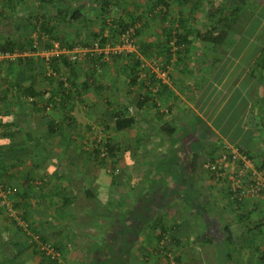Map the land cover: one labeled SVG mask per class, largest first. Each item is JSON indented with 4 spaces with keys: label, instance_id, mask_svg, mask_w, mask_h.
Wrapping results in <instances>:
<instances>
[{
    "label": "crops",
    "instance_id": "obj_1",
    "mask_svg": "<svg viewBox=\"0 0 264 264\" xmlns=\"http://www.w3.org/2000/svg\"><path fill=\"white\" fill-rule=\"evenodd\" d=\"M222 47L232 50L228 67L225 59L212 66L209 47L194 41L190 48L188 56L195 53L198 61L194 60V64L199 67L195 73L191 70L188 73L189 81H193L189 82L185 94H200L202 90V95H209L211 99L204 111L188 100L179 105V111H187V129H190L180 124L168 129L175 131L168 155L176 160L177 146L183 144L180 148V153L184 151L183 162L173 161L170 166L167 162L169 167L156 171L147 167L144 197L140 200L136 198L141 192L130 193L138 185H101L99 177L96 181L88 180L87 184H82V180L79 182L82 185L55 183L41 190L43 180L46 182V177L52 175L45 169L46 158H50L47 162L62 163L67 152L59 144L66 142L64 137L71 140V131L65 130L70 124L64 120L62 111H57L62 115L60 120L52 118L58 126L54 133L49 129L48 114H42L52 110L53 101L60 102L63 109L65 100L59 95L61 88L27 85L28 77L22 80L25 72H20L19 79L10 81V86L0 88V160L8 172L2 176L10 186L18 185L14 200L30 227L27 232L14 219L11 223L0 218V264H169L162 257L165 251L174 257V264H264V198L246 196L243 200H234L228 183H218L206 175L199 163L200 159L206 162L216 157V152L221 150L219 145L231 143L254 169L264 167V83L260 82L257 71L250 70L264 63V0L251 1ZM218 55L217 51V57H223ZM88 63H93L89 71H94L98 61L91 59ZM223 64L226 69L219 71V65L221 68ZM89 71L86 77L90 76L89 84H92L94 78ZM80 75L84 72L72 76L75 79ZM15 82L21 84V92ZM114 82L110 79L107 86L115 87ZM85 83L77 82L69 92L74 104L87 103L93 110L100 90L90 92ZM27 90L29 95H22ZM177 94L175 88L165 85L159 97L166 100L165 97ZM87 95L91 96L90 101L86 100ZM76 121L70 126H80ZM149 123L144 124L145 132ZM153 139L145 134L144 150ZM55 144H58L54 147L57 154H66L59 160L47 155ZM147 157L151 158L149 154ZM55 169L59 177V171L63 170ZM33 180L34 187L27 191V182ZM70 187L79 189L84 197H76L77 193L69 196L68 192L74 191L68 190ZM89 187L94 189L92 197L85 193ZM169 189H173L172 200L164 194ZM58 190L62 192L59 194ZM99 194L106 198L100 199ZM138 202H142L139 208H144L139 215L134 213ZM46 246L48 250L44 249Z\"/></svg>",
    "mask_w": 264,
    "mask_h": 264
},
{
    "label": "rangeland",
    "instance_id": "obj_2",
    "mask_svg": "<svg viewBox=\"0 0 264 264\" xmlns=\"http://www.w3.org/2000/svg\"><path fill=\"white\" fill-rule=\"evenodd\" d=\"M70 2L69 0V2L55 3L42 7L40 0L19 1L12 17L15 20L14 26H19L22 32L25 31V37H23L24 34L22 33H16L14 39L19 41L20 46L24 42H27V40L32 41L33 49L28 48L24 52H21L18 50L19 46L17 45V51L12 55H5L0 51V88L10 86L9 82L13 79H19L20 72L26 73V76L23 75L22 80L28 77L25 80L27 85L32 83L35 86L54 87L59 86L60 82H64L65 87L68 88L71 87L70 80L74 81V76L72 75H76L77 72H84L83 76L80 75L75 78L77 82L86 81L89 83L90 76L89 78L86 77L87 70H92L91 65L93 63L89 64L88 62L91 59H96L98 61L96 69L94 68V71H89V75L91 74L92 78H94L93 83L89 84V88L90 92L100 86L103 87V90L98 91L96 97L98 99L93 110L89 108L87 103L73 105L70 114L75 121L79 120L80 123L76 122L80 126L75 125L71 127L68 125L67 129L65 128L66 131H71V140L67 141V138L64 137V141L66 142L59 145H61L62 150L67 151V157H63L66 156L64 152L63 155L56 153V148L54 147L58 146V144H55L53 148L51 147L48 152L47 155H50L51 159L59 160V157H63V161L62 163L51 161V163L47 162L50 158H46L44 162L45 169L47 168L46 170L48 171V166L52 164L54 165V171L50 177H46L45 185L51 186L55 183L57 185L71 184L68 181L72 174L75 175L78 182L82 180V184H87L88 180L91 181V179L96 181V178L99 177L101 185L107 186L113 183H118V185H138V187H135L137 189L133 188L130 193L138 194V192H141L136 198L140 200L144 197V172L147 170V167L153 168L150 171H156L169 167L173 164V161L177 163L183 162L184 151L180 153V150H182L180 148L183 144H179L180 147L179 145L177 146L178 154L176 153V156L178 157L176 160L169 158L170 154L168 155L171 150L169 146V144L171 145L170 140L175 132L170 131L173 129L172 126L180 124L184 125L186 129L189 126L187 123V111H179L181 109L178 108L179 105L188 100L193 105H197L201 111H204L205 105L211 99L209 95H202V90L200 94L196 92H190V95L185 94L188 91L189 82L193 81H189L188 73L197 71L199 66L197 67L196 62L194 64V60L197 59L195 58V53H192L190 58L187 55L179 59L177 53L179 49L176 44L178 19L175 20L174 17L177 18L181 11L186 12L190 20V27L195 26L196 30L204 21L208 12L207 10H210L212 8L210 6L212 5H208L207 1H204L202 5L196 8L191 3H184L180 7L177 1L170 0L167 3L170 4V10L166 12L168 15L164 17L161 13L166 11V7L160 4L159 0H112L108 10L109 17L104 21L100 17V6L98 7L100 2L97 0L96 3H88L83 11L84 19L78 23L73 22L69 24L64 23V20L61 21L57 15L59 14V9L63 7L67 8L66 6H74ZM191 11L196 13L195 23L190 19L191 14H194ZM0 12L7 15L10 13L1 5ZM133 22H135V29H141V32L140 36L134 37L136 44L133 53L129 54L127 53V49L122 47L121 36H119L118 32L121 29V23L128 24ZM41 26L51 27L53 29L51 34L43 30ZM101 31H103V37L107 38L108 42L104 47L100 46L101 49L98 52L92 54L94 44L98 43V40L102 38ZM6 40V37H0V50L5 46ZM217 50L219 52L218 56L225 57L224 63L228 67L232 62V50L227 47H218ZM202 55L203 53H201ZM63 57L71 62V65L74 67V73L72 68L64 67ZM54 58L57 61L53 62ZM23 59L25 63L20 65V60ZM136 61H140L141 63L138 68V74L139 81L140 83H144V87L140 84L134 86L130 83V69L128 66L135 65ZM115 65L117 69H115ZM219 68V71L226 69L224 64ZM228 69L231 70V67ZM218 70L215 71L217 72ZM250 70L257 71L256 75H260V82L264 83V63ZM47 73L55 76H48ZM156 76L160 79H157ZM66 78L69 79L66 81ZM110 79L116 83L113 88L107 86ZM165 85L175 88L178 94L165 97L166 100L161 99L159 93ZM147 93H149V98L154 99L152 102L151 100L148 102V107L139 109L138 103L142 96ZM195 97L197 98L194 101ZM90 99L91 96L87 95L86 100L90 101ZM58 104L57 101H53L50 105L52 110L48 112L45 110L42 114L47 113L51 119L60 120V116L62 117V115L58 114L57 111L63 112V109ZM171 104L172 107L169 106ZM71 106L69 105V108ZM124 110H127L125 111L127 112L126 118L132 116L136 118L137 122L129 129L119 132L116 130V116L114 114ZM146 114H149L150 117H147ZM146 121L150 122L148 132L144 130ZM146 133L154 139L153 142L149 143V148H146L145 145L144 150V136ZM107 142H112V153L105 147ZM219 146H221V150L216 152V157H212V159L206 160V162L216 159L227 146L240 152L239 148L231 143H224ZM100 148L105 151L100 157V159H105L104 165H101L100 159H96L95 156V152ZM148 154L151 158L147 157ZM203 161V159L199 160L202 167L206 163ZM167 162H170L169 166ZM55 167L63 170L59 171L60 176H63L62 179L57 177ZM204 171L207 173L206 175L211 176L208 171L205 169ZM41 172L44 171L42 170ZM3 173L6 174L8 172L0 167V174L2 175ZM203 175L200 174L199 176L203 177ZM7 182L6 177L2 176L0 178V218L11 223L14 219L19 227L28 232L30 231V227L28 222L21 216L22 209L14 205L16 203L15 194L18 185L13 184L10 186ZM185 184L188 183L186 182ZM72 189L74 190V187H70L68 190ZM78 191L79 189L72 192L69 191V196L77 193L78 196L76 197H84L82 196L83 193L80 194ZM61 192L62 190H58L59 194ZM155 193H157V190H155ZM2 194H7L9 206L3 205ZM164 194L171 200L175 198L173 197V189H169ZM141 203L138 202L136 205L137 211L134 213L137 215L144 211V208H139ZM10 208L11 212L9 211ZM188 213L186 211V214ZM160 251L161 249H159ZM162 257L165 259V263H168L169 260V264H172L174 260V257L168 254L167 251L163 252Z\"/></svg>",
    "mask_w": 264,
    "mask_h": 264
},
{
    "label": "trees",
    "instance_id": "obj_3",
    "mask_svg": "<svg viewBox=\"0 0 264 264\" xmlns=\"http://www.w3.org/2000/svg\"><path fill=\"white\" fill-rule=\"evenodd\" d=\"M19 1L20 0H0V5L4 9H6L7 11L10 12L9 15L0 12V37H6L7 38L5 46H3L0 51H2L1 53L5 54V55H7V54L12 55V54L16 53L17 45L19 46L18 50L21 52L22 51L24 52L26 49H28V48L31 49L33 47V45H32L33 42L30 40H27V42H24L20 46L19 41H16V39H14V36L16 33H22V34H24L23 37H25V33H24L25 31L22 32V29L19 26H14L15 20L12 17V15L14 13V9H15L16 5L19 3ZM56 1H58V2H56ZM67 1L69 2V0H40V3L42 5V7H47V6L55 4V3L60 4V3L67 2ZM70 1H71L70 3L74 4V6H71V7L66 6L67 8H64V10L59 9V14L57 15V17L59 16V19L61 21L64 20V23H69V24L71 23L72 24L73 22L78 23L82 19H84L83 18V16H84L83 9H85L87 7L88 3L89 4L91 2L96 3L97 0H86L88 3L85 2V0H70ZM111 1L112 0H101V1L99 0L100 4L98 5V7L100 6V12H101L100 17L103 18L104 21H106V19L109 17V11L108 10L111 6ZM168 1H170V0H159V3L166 7V11L161 13L164 15V17H166L168 15L166 12H169V10H170V4H167ZM171 1H177V3L179 4L180 7H182L184 3L185 4L191 3L194 5V8H196V7H199L200 5H202V3L204 1H207L208 5H212V6H210L212 8L210 10H207L208 12L205 16L204 21L196 30H195V26L190 27V25H189L190 20H189V17L187 16L188 14H186V12L181 11L179 16H177V18L176 17H174V18H175V20L178 19V29H177V33H176L177 34L176 35L177 36L176 44H177L178 49H179L177 51L179 59H182L183 56H187L190 53V48L194 44V41H196L199 44L207 46L212 50V54H211L212 58H213L212 66L215 67V65H217V63H220L224 59V57H217V51H218L217 48L222 47V46L227 44L228 40L230 39L231 35L233 34V31L235 30L236 25L242 19V16L246 10V7L251 3L252 0H171ZM192 13H194V14L193 15L191 14L190 19L193 21V23H195L196 13L195 12H192ZM42 15H44V14H42ZM132 27L135 28V22L128 23V24L121 23L120 24L121 29L118 32L119 36H121L129 28H132ZM41 28L43 30H46L49 34H51V32L53 30L49 26H43V27L41 26ZM34 30H35V28H34ZM140 32H141V29L137 30V28H136V32L133 36L137 37L138 35H140ZM101 37L102 38L100 40H98L99 41L98 43L100 44V46L104 47L106 45V43L108 42V39L103 37V31H101ZM142 50H144V49H142ZM143 53H144V51H143ZM24 59L20 60V65H23L25 63ZM28 61H29V59H28ZM55 61H57L56 58L53 59V62H55ZM63 62L66 63V65H68V67L72 66L71 62L68 61V59H66L64 57H63ZM140 65H141L140 61H136L135 65L128 66V68L130 69V83L134 86H137L138 84H140V85H142V87H144V83H140V81H139L140 79H139V74H138V68L140 67ZM70 82H71L72 87L77 86V81L75 79H74V81L70 80ZM15 86L18 88V92H21V90H22L21 84L15 82ZM59 87L61 88L59 95L61 96V98L63 100H65L63 102V104H64L63 105V114L65 116L64 120H67L68 123L71 125V123H73V121L75 122L74 118L70 114L71 109L73 108V105H74L73 97L70 95V92H69L71 90V87H68V88L65 87L64 82H60ZM85 87L86 88L89 87L88 82L85 83ZM101 89H102V86H100L98 88V90H101ZM67 91L69 94H67ZM29 93L30 92L27 90V91H24V94H22V95L28 96ZM148 94L149 93L142 96L141 100L138 103L139 109H143L145 107V105L147 104V101L154 99V98H149ZM0 100H1V98H0ZM58 103H60V102H58ZM68 105H72L71 108H69ZM47 106H49V104ZM125 111H127V110H124L122 112H116L114 114V116H116V130L119 132H122V131L129 129L130 127H132L133 124H135L137 122L136 118H134L132 116H130L129 118H126L125 115L127 112H125ZM45 117L46 116H44V118ZM46 118H47L48 122H50V124H51L49 127L51 133H54L56 131L55 129L58 128V126L55 123V120L51 119V117H49V116H47ZM112 146H113L112 142H107L105 144V147H107L108 151H110L111 153L113 152V150L111 148ZM103 153H105V151H103L101 148L99 150H97L95 152L96 159L97 158L100 159V157ZM197 160H198V156H196L195 159L193 160L194 166L196 165ZM100 163H101V165H104L105 159L101 158ZM3 164H4L3 161L0 160V167H3ZM53 169H54V165H50L48 168V171H50V173H51V172H53ZM0 178H2V175H0ZM59 178L62 179L63 176L61 175V176H59ZM44 182L45 181L43 180L44 185L42 184L40 186L41 190L44 188V186H46ZM33 183H34V180L27 182V184H29V188L27 191L30 190V188L33 186ZM68 183H71L74 185L75 184L81 185V183H79L76 180V177L74 174H72ZM80 188H81V186H80ZM93 190L94 189L92 187L87 188L85 190V193H88V194H86V195L88 197H92L91 195H94ZM24 195H22V197ZM99 198L104 199L106 197L102 194H99ZM14 205L17 207L18 204L15 203ZM229 242H230V240H229ZM230 257H231V255L229 256V258ZM262 261L264 262V256L262 257Z\"/></svg>",
    "mask_w": 264,
    "mask_h": 264
},
{
    "label": "built area",
    "instance_id": "obj_4",
    "mask_svg": "<svg viewBox=\"0 0 264 264\" xmlns=\"http://www.w3.org/2000/svg\"><path fill=\"white\" fill-rule=\"evenodd\" d=\"M135 32L136 29L132 27L120 37L122 47L127 49L129 54L133 53L136 44L135 36H133ZM99 49H101L100 44L95 43L92 54L98 52ZM203 168L217 182L228 183L234 200L240 201L246 196L264 198V167L260 170L254 169L248 158L234 148L225 147L216 159L206 162ZM7 199V194H2V201L5 206H9ZM9 211H12L11 208ZM48 247L46 246L44 249L48 250Z\"/></svg>",
    "mask_w": 264,
    "mask_h": 264
}]
</instances>
